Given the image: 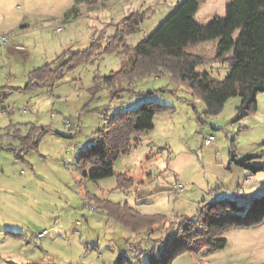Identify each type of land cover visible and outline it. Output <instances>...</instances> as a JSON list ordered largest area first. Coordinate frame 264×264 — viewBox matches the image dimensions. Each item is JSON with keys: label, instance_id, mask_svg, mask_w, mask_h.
Here are the masks:
<instances>
[{"label": "rangeland", "instance_id": "rangeland-1", "mask_svg": "<svg viewBox=\"0 0 264 264\" xmlns=\"http://www.w3.org/2000/svg\"><path fill=\"white\" fill-rule=\"evenodd\" d=\"M182 1L0 0V33L11 38L0 46V264H148L156 255L164 261L159 253L182 217L203 202L235 198L249 206L264 194V170L234 160L254 154L248 163L264 165V91L246 115L238 109L240 96L219 113H206L203 98L167 75L143 78L135 92L118 98L106 89L91 94L96 76L121 68L124 44L147 38ZM230 1L198 0L196 20L223 16ZM132 14L139 16L135 32L115 42L120 50L105 51ZM215 41L191 49L213 56ZM48 62L75 66L27 86L30 72ZM198 70L223 79L229 64ZM147 90L157 92L139 93ZM151 100L169 107L138 135L137 147L115 161L114 175L92 179L100 129ZM69 118L80 127L67 124ZM121 173L133 183L119 187ZM223 236L224 248L180 253L169 263L264 264V223Z\"/></svg>", "mask_w": 264, "mask_h": 264}, {"label": "trees", "instance_id": "trees-1", "mask_svg": "<svg viewBox=\"0 0 264 264\" xmlns=\"http://www.w3.org/2000/svg\"><path fill=\"white\" fill-rule=\"evenodd\" d=\"M198 10V0H184L147 38L133 47L121 44V68L106 76L94 78L91 87L93 98L105 89L111 98H118L126 91L135 92L137 83L143 78L167 75L176 82L185 83L193 93L203 98L208 114L219 113L233 96L241 97L238 109L245 110L243 115L256 109L257 95L264 91V0H231L226 5L223 16H216L206 24L196 20ZM137 17V14H132L124 19L122 23L128 24L127 27L119 28L105 51L120 50L115 42L118 43L121 37L135 32L139 24ZM213 40H216V52L213 56L191 49ZM124 47L130 48L129 54H126ZM91 52L89 48L84 54ZM215 61L229 64V72L223 79L198 70L199 65ZM64 65L67 69L75 66L73 63L62 62L54 67L48 62L36 68L30 72L27 86L34 84L37 79H46L55 69H62ZM4 89L0 88V93ZM156 92L157 90H147L139 93ZM168 107L155 100L146 101L119 112L107 126L101 128L99 142L92 146L98 154L90 177L100 179L114 175L115 161L137 147L141 141L138 135L152 129L156 114ZM43 129L45 132L49 131L47 127ZM23 139V144L28 146L29 143ZM255 156L247 154L234 160L253 171L264 170V165L248 163ZM80 163L81 167H85L87 161L81 159ZM132 183L133 179L128 175H118L119 187ZM263 223L264 194L254 197L249 206L240 204L235 198L203 202L197 213L182 217L177 232L159 253L165 255V260L159 261L156 255L148 264H170L172 256L184 252L222 249L228 243L223 236L225 231Z\"/></svg>", "mask_w": 264, "mask_h": 264}, {"label": "built area", "instance_id": "built-area-1", "mask_svg": "<svg viewBox=\"0 0 264 264\" xmlns=\"http://www.w3.org/2000/svg\"><path fill=\"white\" fill-rule=\"evenodd\" d=\"M10 40H11L10 36H8L6 34H1L0 33V46L8 45L10 43ZM14 47L16 49H20V50H22V49L25 48V46L22 45V44H14ZM66 123L69 124L70 126H75L76 128L80 127L79 126V123H77L75 120L70 119V118L69 119H66ZM208 141H209V139L206 140V142H208ZM238 193L240 195H242L243 194V189L240 188ZM43 234H44V232L43 233H40L39 236H42Z\"/></svg>", "mask_w": 264, "mask_h": 264}, {"label": "crops", "instance_id": "crops-1", "mask_svg": "<svg viewBox=\"0 0 264 264\" xmlns=\"http://www.w3.org/2000/svg\"><path fill=\"white\" fill-rule=\"evenodd\" d=\"M11 47H12V48H15V47H14V44H12ZM15 49H16V48H15Z\"/></svg>", "mask_w": 264, "mask_h": 264}]
</instances>
